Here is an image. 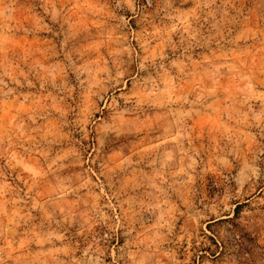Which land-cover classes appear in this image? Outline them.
<instances>
[{
  "label": "rangeland",
  "instance_id": "1",
  "mask_svg": "<svg viewBox=\"0 0 264 264\" xmlns=\"http://www.w3.org/2000/svg\"><path fill=\"white\" fill-rule=\"evenodd\" d=\"M0 264H264V0H0Z\"/></svg>",
  "mask_w": 264,
  "mask_h": 264
}]
</instances>
